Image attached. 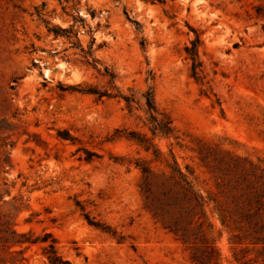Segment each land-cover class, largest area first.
<instances>
[{"label":"rangeland","instance_id":"374dc122","mask_svg":"<svg viewBox=\"0 0 264 264\" xmlns=\"http://www.w3.org/2000/svg\"><path fill=\"white\" fill-rule=\"evenodd\" d=\"M147 92L173 128L158 161L126 140L151 138ZM263 204L264 0H0V264H47L27 232L69 264H264Z\"/></svg>","mask_w":264,"mask_h":264},{"label":"trees","instance_id":"16d2710c","mask_svg":"<svg viewBox=\"0 0 264 264\" xmlns=\"http://www.w3.org/2000/svg\"><path fill=\"white\" fill-rule=\"evenodd\" d=\"M49 32H52L55 37L59 36V34H67L68 36L75 37V34L72 31V28L61 29L57 26H50ZM200 46L199 38L195 35L194 40L190 42L189 47L184 48V52L187 58L191 61V76L197 79L198 71L200 70V62L198 61V48ZM89 54V53H87ZM80 92L88 95L95 96L97 100H100L103 97L110 98L111 95L107 92H100L94 88H87L84 90H80ZM117 97V96H113ZM120 98L125 102L126 109L131 112L132 105L134 104L133 95L130 96H120ZM144 112L147 115L146 128L151 135V138L146 137L144 134H139L136 132L129 133V137H126V140L133 142L139 148H141L144 152L153 155V161H158L160 152L154 146L152 139L154 137H164L169 138L173 133V128L171 125V120L159 113L154 105L153 96L151 92H147L144 95ZM172 157V156H171ZM138 166L141 173L144 175L145 179L150 175V170L146 166ZM169 169V179L173 181L174 185L179 188L180 193L183 195V199H185L188 203H190L194 208L199 209L202 216H204V199L196 192L194 189L192 182L188 179L187 175L183 174L181 170L176 165L175 161H172V164L166 165ZM259 203V200L255 201V204ZM264 205V204H263ZM259 208L254 212V217L261 221V232L264 233V208L262 209V213L259 212ZM222 224L224 223L223 219L220 218ZM257 224H255L256 226ZM172 232L177 235V229H173ZM33 234L31 232H27L24 234L18 235L21 240L20 241H12L13 244H45L42 247V255L44 256L47 264H69L67 261L63 260L61 256H59L55 249L56 241L51 237L49 233H43L42 237H37L35 239H30ZM51 238V242L47 243V240ZM254 243H262L264 245V237L254 239ZM206 249L210 252L214 251L212 246L206 243ZM207 261L213 262L216 264L218 261L217 253L213 256L207 257ZM194 262H199L198 259H193Z\"/></svg>","mask_w":264,"mask_h":264},{"label":"bare ground","instance_id":"6f19581e","mask_svg":"<svg viewBox=\"0 0 264 264\" xmlns=\"http://www.w3.org/2000/svg\"><path fill=\"white\" fill-rule=\"evenodd\" d=\"M63 65H60V67H62Z\"/></svg>","mask_w":264,"mask_h":264}]
</instances>
